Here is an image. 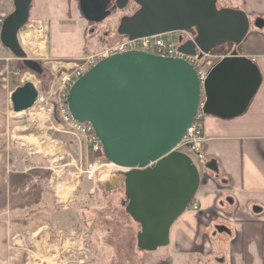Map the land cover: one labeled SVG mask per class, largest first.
<instances>
[{
	"label": "water",
	"instance_id": "water-1",
	"mask_svg": "<svg viewBox=\"0 0 264 264\" xmlns=\"http://www.w3.org/2000/svg\"><path fill=\"white\" fill-rule=\"evenodd\" d=\"M33 1L14 0L0 41L28 70L41 75L42 65L27 57L20 39ZM130 1L140 8L121 19L120 36L136 39L195 29V40L180 46L186 55H209L227 42L239 46L252 25L244 11L219 7V0H117V6L124 8ZM110 2L80 0V8L87 19L100 22L110 15ZM261 84L257 65L234 50L213 67L203 89L186 59L143 51L109 56L72 85L68 108L73 119L90 123L106 159L128 169L123 173L126 212L141 227V251L152 253L170 244L173 225L199 191L200 168L178 146L203 100L206 115L234 119L247 111ZM38 97L32 82L19 86L10 97L14 113L31 110ZM106 187L112 189L111 183Z\"/></svg>",
	"mask_w": 264,
	"mask_h": 264
},
{
	"label": "crops",
	"instance_id": "crops-1",
	"mask_svg": "<svg viewBox=\"0 0 264 264\" xmlns=\"http://www.w3.org/2000/svg\"><path fill=\"white\" fill-rule=\"evenodd\" d=\"M219 2L250 17L251 29L235 50L257 65L262 84L240 117L206 116L205 161L194 201L199 211L189 206L173 225L167 247L152 253L142 251L139 260L129 264H264V0ZM13 11L14 0H0V20ZM14 61L13 53L0 41V264H125L117 261L115 249L101 245L99 237L96 249L86 244L85 235L65 241L72 243L68 248L56 241L52 246L56 248L55 258L44 260L41 252L29 253L25 237L13 233L14 225L22 222H13L11 214L17 207L25 208L20 207L21 200L37 181L31 179V164L21 170L27 159L22 158L24 150L10 134L11 114L5 105L19 87L11 84ZM74 218L73 227L79 226V219L86 229L79 212ZM45 224L49 230L46 235L40 237L41 227L33 235L35 238L38 234L36 244L41 249L47 247L45 236L55 237L58 227L55 223ZM219 226L227 231H219Z\"/></svg>",
	"mask_w": 264,
	"mask_h": 264
},
{
	"label": "rangeland",
	"instance_id": "rangeland-1",
	"mask_svg": "<svg viewBox=\"0 0 264 264\" xmlns=\"http://www.w3.org/2000/svg\"><path fill=\"white\" fill-rule=\"evenodd\" d=\"M37 21H42L47 26L48 39L45 44V50L48 52L49 60H41L37 56L35 57L32 51L27 49L25 51L28 58H37L36 61L42 65L43 70L47 69L50 72L52 82L54 80L52 75L53 67L57 69L59 66L68 64V68L72 67V64L80 63L77 60L98 53L102 49L113 46L123 40L122 38L118 41L115 40L116 42L111 41L101 46V48L98 45L84 46L83 30L85 28V20L82 18L78 3L75 1L34 0L31 7L30 20L20 33V39L21 36L30 30H36L34 33H38L45 42L44 34L38 31L39 24L36 23ZM109 23V25L114 27L117 19L114 18ZM31 25L34 28H31ZM85 33L86 35L90 34L88 31ZM182 35L180 32L173 33V38L177 45L180 44ZM12 69L15 73L11 76V84L13 86H22L25 82L31 80L37 82L39 92L45 93L42 87V80L36 74H33L34 72H29L22 61H19ZM5 106L11 114L10 134L17 139L15 140L16 144L20 146L22 151L24 150L22 158L27 159L24 162L25 164L21 165V170L31 164L34 168L31 171V179L33 181L34 179L37 180L33 185H30L29 191L25 193L22 199L23 202L21 200L20 207L24 205L25 208L17 207L11 214L13 222L18 220L22 222L19 226L14 225L13 233L19 234L21 238L25 237L24 245L26 244L25 247L28 248L29 253L37 254L41 252L43 256L48 255L47 260H50V254L56 252V248L52 247L56 241L62 247L68 239L74 241L85 235L86 244L92 249L97 248L99 237L101 245L105 243L108 245V247L105 246L106 248L115 249L114 251L116 252L114 253L118 262L125 264L137 262L142 254L137 247V234L141 227L126 212L127 199L125 196V185L122 181L123 177H121L119 182L114 181L112 177L104 178L102 183H94L88 180L80 173V170L87 168V154L84 143L80 144L79 139L71 134L51 129L52 121L46 122L47 117H45V126L40 128L38 126L39 121L35 120L36 118H34L32 113L15 114L10 98L6 99ZM40 106H42V101L38 107L40 108ZM37 132L46 133L55 143L60 145L61 151L57 155L50 156L39 154L37 149L25 140L28 136L36 135ZM81 140L84 139L81 138ZM103 163L106 164L108 162L105 161ZM65 181L68 186L73 185L75 187L69 193L71 196H67V199H71L72 203L67 202V205L61 203L57 190L58 186L65 183ZM108 183H111L112 189H114L107 196V199L112 202V206L103 209L106 206L104 205L103 192L100 190L94 197L90 194L95 192L94 190L91 193V190L95 189L99 184L106 186ZM66 206L67 209L64 210ZM79 207H82V209H79ZM81 210L89 211L88 216L92 219L90 224L91 226L96 225V232L92 231L91 227L84 229L83 223L79 219L76 221L79 224V228L73 227L75 226L73 224L75 221L74 217ZM45 223H55L58 227L55 229V237L49 239V237L45 236V245L47 247L43 248L41 246L42 250L36 244L39 238L37 237L38 234L35 238H33V235L39 231L40 227L43 231L40 237L46 235L49 230L44 227L47 225ZM49 247H52V251H46Z\"/></svg>",
	"mask_w": 264,
	"mask_h": 264
},
{
	"label": "built area",
	"instance_id": "built-area-1",
	"mask_svg": "<svg viewBox=\"0 0 264 264\" xmlns=\"http://www.w3.org/2000/svg\"><path fill=\"white\" fill-rule=\"evenodd\" d=\"M3 20H0V25L2 26ZM39 24V30L44 34L45 44L48 39V33L46 32L47 26L42 21H37ZM34 28L33 25L30 26ZM36 31V30H34ZM30 30V32H34ZM181 36L180 44L177 45L173 38V33L152 36V37H142L136 39H130L124 37L122 41L117 44L110 46L108 48L102 49L98 53L81 58L72 67L59 66L57 69L53 67V77L54 80L48 91L39 92V97L42 101V106L47 113L46 122H51V129L56 131H61L66 134H71L80 142V144H85L86 154H87V168L85 170H80V173L84 175L88 180L94 183H102L104 178H99L95 172V167L100 165H105L103 162L107 161L109 165H114V163L108 161L106 157L100 156L95 162L90 163L88 161L89 153L99 154L103 150V146L98 139L94 127L90 123H79L73 119L69 108H68V94L72 85L81 77H83L91 68L97 65L101 60L112 56L114 54L125 53L129 51H143L151 54H155L162 57L170 58H183L190 62L197 70L199 79L202 84V89L204 87L205 81L207 80L213 67L219 63L225 56L221 55H203L200 56L198 52L195 56L186 55L180 51V46L187 41H194L195 35L191 31L180 32ZM21 42L25 49L30 50L34 53V50L29 47L24 40V35L21 36ZM35 57L41 60H49L48 52L36 55ZM37 58H33L37 60ZM58 70V71H57ZM205 100V99H204ZM204 100L201 104V109L198 111L196 118L194 119L192 125L187 131L186 136L183 141L178 146V150L188 155L193 162L200 168L202 163L205 161L203 144L205 141L204 136V121L206 114L203 112ZM83 138L84 140H81ZM128 169L117 167L111 170V177L114 181H120L123 177V173ZM94 192V190L92 191ZM192 209L194 211H199V205L197 203H191Z\"/></svg>",
	"mask_w": 264,
	"mask_h": 264
},
{
	"label": "bare ground",
	"instance_id": "bare-ground-1",
	"mask_svg": "<svg viewBox=\"0 0 264 264\" xmlns=\"http://www.w3.org/2000/svg\"><path fill=\"white\" fill-rule=\"evenodd\" d=\"M24 40H25V43L34 50V53L36 55H41V54L46 53L44 39L38 33L29 31L28 33L24 35ZM27 82H32L36 87L38 86L37 82L31 81V80ZM39 103H41L40 97H38L36 105L31 110H28L26 112L32 113L34 115V118H36L35 120L39 121L38 126L40 128H43L45 126V117H47V113L45 112L44 108L41 109L38 107ZM25 140L27 141L28 144L34 146L35 149H37V152L39 154H42L44 156L57 155L61 151L60 145L58 143H55L51 139V137H49L46 133H43V132L42 133L37 132L36 135L28 136L26 137ZM117 167L119 166H117L116 164L114 165L105 164L103 166L98 164L95 167V172L97 173L99 178H106V177L108 178V177H111L110 175L111 170ZM74 188L75 187L73 185L68 186V183L66 181L62 185L58 186L57 190L61 198V203H65L70 200V199H67V196L69 195L71 191L74 190ZM70 246H72V243L70 242H67L65 244V248H68ZM56 253L54 252L53 254H50L52 255L51 259L55 258ZM42 258L44 260H47L48 255H44V257Z\"/></svg>",
	"mask_w": 264,
	"mask_h": 264
},
{
	"label": "flooded vegetation",
	"instance_id": "flooded-vegetation-1",
	"mask_svg": "<svg viewBox=\"0 0 264 264\" xmlns=\"http://www.w3.org/2000/svg\"><path fill=\"white\" fill-rule=\"evenodd\" d=\"M69 1H75L78 3L81 16L85 20V28L83 30L84 46L98 45L100 48L101 46L106 45L111 41L113 42L115 40L118 41L122 39V36H120L117 33L121 19L125 16L133 15L140 8V6L133 1H130L126 7L119 8L117 6V0H111V2L108 4L107 7V10L110 11V15L103 21L95 22L87 19L83 15L80 8V0H69ZM93 16L95 18L99 17V15H95V14ZM114 18L117 19V23L114 27H112L111 25H109L110 24L109 22ZM86 31H88L90 34L86 35L85 33Z\"/></svg>",
	"mask_w": 264,
	"mask_h": 264
},
{
	"label": "trees",
	"instance_id": "trees-1",
	"mask_svg": "<svg viewBox=\"0 0 264 264\" xmlns=\"http://www.w3.org/2000/svg\"><path fill=\"white\" fill-rule=\"evenodd\" d=\"M219 7H224L225 4L222 3V2H219ZM26 27V26H25ZM25 27L21 30V32L25 29ZM0 31H1V25H0ZM194 35H196V31L195 29H192L190 30ZM20 32V33H21ZM124 38V37H122ZM109 45V44H108ZM111 45V44H110ZM237 46L231 42H227L225 44H222L220 46H218L217 48H215L211 54L213 55H223V56H228L230 54H232V52L235 50ZM13 57L15 58V61L12 63V66L14 67V64H17L19 61V59H17V57L13 54ZM29 72H32L30 70H28ZM33 73V72H32ZM35 74V73H33ZM40 80H42V87H43V90L44 91H48L49 90V86L52 82V77L50 75V72L47 70V69H44L43 70V73L41 75H38L36 74ZM100 156H103L105 157L104 155V151L102 150L99 154H94L92 152L89 153V156H88V161L90 163H93L96 161V159ZM122 181L124 182V176H123V179ZM100 190L103 192V200H105V204L106 205L103 209H106V208H110L112 206V202L107 199L108 197V194L112 191H114V189H110L108 190L106 186H103L101 184H99L98 186H96L95 188V192L93 194H90L92 197H94L98 192H100ZM195 201V198L193 199L192 203ZM79 209H82V207H79ZM100 209V208H98ZM88 213L86 210H81L79 211V214H80V217L82 218V221L84 222V224L87 226V227H91L92 231L96 232L97 230V227L96 225H92L91 226V221L92 219L88 216ZM128 214V213H127ZM129 215V214H128ZM130 216V215H129ZM131 217V216H130ZM110 228V227H109ZM138 247V246H137ZM139 251H141L139 248H138ZM142 252V251H141Z\"/></svg>",
	"mask_w": 264,
	"mask_h": 264
}]
</instances>
